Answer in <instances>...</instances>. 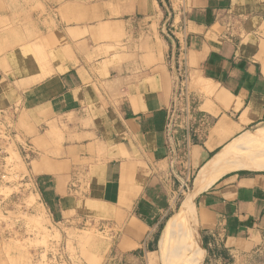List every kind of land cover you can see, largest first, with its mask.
Here are the masks:
<instances>
[{"label":"crops","instance_id":"crops-1","mask_svg":"<svg viewBox=\"0 0 264 264\" xmlns=\"http://www.w3.org/2000/svg\"><path fill=\"white\" fill-rule=\"evenodd\" d=\"M0 124V264H264V0H0Z\"/></svg>","mask_w":264,"mask_h":264},{"label":"bare ground","instance_id":"bare-ground-1","mask_svg":"<svg viewBox=\"0 0 264 264\" xmlns=\"http://www.w3.org/2000/svg\"><path fill=\"white\" fill-rule=\"evenodd\" d=\"M183 206V205H182ZM189 201L184 204L182 211L188 212ZM185 212L180 213L179 216L174 221H169L170 223L166 226L163 231L162 237L159 242L160 246V258L163 264H197V255L195 254V238H194V228L192 226L188 227V239L186 246L176 255V257H171L172 249L170 247V238L179 219H182ZM179 214V213H178ZM178 227V226H177ZM177 229V228H176Z\"/></svg>","mask_w":264,"mask_h":264},{"label":"rangeland","instance_id":"rangeland-1","mask_svg":"<svg viewBox=\"0 0 264 264\" xmlns=\"http://www.w3.org/2000/svg\"><path fill=\"white\" fill-rule=\"evenodd\" d=\"M16 148L14 147L12 140L5 132L3 126L0 124V179L3 178L8 172V167L12 165L16 160ZM5 178V177H4ZM181 198V197H179ZM176 210V209H175ZM2 221V217L0 215V222ZM90 236V233H87L85 238L88 239ZM171 243V242H170ZM181 247L178 244L171 243V251L172 255L171 257H176V255L185 247ZM64 252L63 248L62 251ZM65 253V252H64Z\"/></svg>","mask_w":264,"mask_h":264},{"label":"built area","instance_id":"built-area-1","mask_svg":"<svg viewBox=\"0 0 264 264\" xmlns=\"http://www.w3.org/2000/svg\"><path fill=\"white\" fill-rule=\"evenodd\" d=\"M168 33H170V32L168 31ZM178 72H179L180 80L176 84L174 101H173V105L170 109V121H171V123L174 122V120L176 119V115L179 112V108H178L179 101H181L185 107L184 108L185 115L188 116L189 111L191 110V107L189 105V100H188V97H187L186 91H185L186 69H185V66L183 64H181L180 67L178 68ZM178 118H179V115H178ZM184 186H186V184Z\"/></svg>","mask_w":264,"mask_h":264}]
</instances>
